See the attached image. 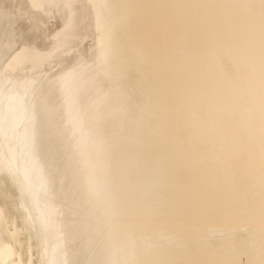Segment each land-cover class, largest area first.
<instances>
[{"label": "bare ground", "instance_id": "6f19581e", "mask_svg": "<svg viewBox=\"0 0 264 264\" xmlns=\"http://www.w3.org/2000/svg\"><path fill=\"white\" fill-rule=\"evenodd\" d=\"M0 175V264H264V0H0Z\"/></svg>", "mask_w": 264, "mask_h": 264}, {"label": "rangeland", "instance_id": "374dc122", "mask_svg": "<svg viewBox=\"0 0 264 264\" xmlns=\"http://www.w3.org/2000/svg\"><path fill=\"white\" fill-rule=\"evenodd\" d=\"M1 177H0V181H2V180H4V182H5V180H6V185L4 184V187L6 188H3V185H2V183L0 182V208H5L7 211H8V213H9V217H10V215H11V219L13 218L14 219V216L12 217V215H15L16 217H15V222H16V224L18 225L17 227H18V230H20V229H22L23 228V226H22V222L21 221H19V220H21V214L19 213V211L17 212V210L15 211V209H14V206L12 205V202L6 197V196H4L3 195V193H5V194H12V196L14 197V199L17 197V195H18V193H17V189H15V186L10 182V180L7 178V177H5L4 175H0ZM2 179V180H1ZM8 179V180H7ZM9 181V182H8ZM8 185V186H7ZM11 187V188H10ZM9 188V189H8ZM14 188V189H13ZM11 189H13V191H10ZM9 190V191H8ZM16 192H15V191ZM2 191V192H1ZM17 193V194H16ZM16 194V195H15ZM3 195V196H2ZM2 198H4L3 199V201H2ZM9 201V202H8ZM8 203V204H7ZM2 204V205H1ZM3 206V207H2ZM7 206V207H6ZM10 207V208H9ZM10 209V210H9ZM11 211V212H10ZM10 213H12V214H10ZM20 214V215H19ZM17 218H19V219H17ZM12 219V220H13ZM21 225V226H20ZM23 235V236H22ZM27 236V238H28V234L27 233H24V232H22L21 234H20V241L22 242L23 240H24V238ZM23 237V238H22ZM27 238H25V242H23V244H24V247H22L21 248V246L20 245H17V250L19 251V252H21V254H25L24 256L26 257V258H23L24 259V261L27 263L28 262V258H29V255H28V251H27V245H26V242H28L26 239ZM33 243H34V241H33ZM32 243V246H33V248L34 247H36L35 245H36V243L35 244H33ZM18 246H20L19 248H18ZM26 247V248H25ZM24 248L26 249L25 250V252L23 251L22 252V250H24ZM32 248V249H33ZM21 249V250H20ZM35 249V250H34ZM32 251H33V253H32V257H33V255L35 256V257H33L32 259H33V261H35V262H33V263H35V264H38V261H39V255L38 256H36L37 255V253H38V250L36 249V248H34ZM28 253H27V252ZM35 251V252H34ZM37 251V252H36ZM36 253V254H35ZM27 255V256H26ZM24 256H22V257H24ZM35 258V259H34Z\"/></svg>", "mask_w": 264, "mask_h": 264}]
</instances>
